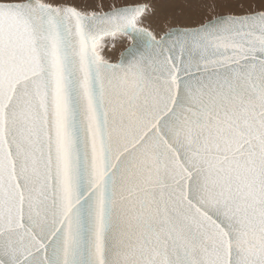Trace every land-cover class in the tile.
Returning a JSON list of instances; mask_svg holds the SVG:
<instances>
[{
    "label": "snow or ice",
    "instance_id": "obj_1",
    "mask_svg": "<svg viewBox=\"0 0 264 264\" xmlns=\"http://www.w3.org/2000/svg\"><path fill=\"white\" fill-rule=\"evenodd\" d=\"M179 5L0 0V264H264V0Z\"/></svg>",
    "mask_w": 264,
    "mask_h": 264
},
{
    "label": "rangeland",
    "instance_id": "obj_2",
    "mask_svg": "<svg viewBox=\"0 0 264 264\" xmlns=\"http://www.w3.org/2000/svg\"><path fill=\"white\" fill-rule=\"evenodd\" d=\"M104 2L107 3V0H104ZM159 2L162 5V10L163 11L166 10V12H169V13H171V10H172V12H174L176 10V8L180 6L179 5V0H159ZM89 3H93L94 4V3H96V0H89ZM196 10L197 9H195V8H187V7L184 8V12H185L186 16L191 18V19L198 18V16H197V11L198 10L197 11ZM121 50H122V47H121Z\"/></svg>",
    "mask_w": 264,
    "mask_h": 264
},
{
    "label": "bare ground",
    "instance_id": "obj_3",
    "mask_svg": "<svg viewBox=\"0 0 264 264\" xmlns=\"http://www.w3.org/2000/svg\"><path fill=\"white\" fill-rule=\"evenodd\" d=\"M171 7V6H170ZM165 10V9H164ZM197 11V10H196ZM165 12H166V10H165ZM171 12H172V10H171ZM195 12V11H194Z\"/></svg>",
    "mask_w": 264,
    "mask_h": 264
}]
</instances>
